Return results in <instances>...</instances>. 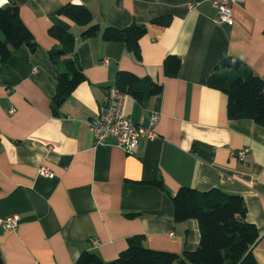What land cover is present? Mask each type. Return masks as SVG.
Wrapping results in <instances>:
<instances>
[{"label": "crops", "instance_id": "crops-1", "mask_svg": "<svg viewBox=\"0 0 264 264\" xmlns=\"http://www.w3.org/2000/svg\"><path fill=\"white\" fill-rule=\"evenodd\" d=\"M14 1L37 48L21 46L0 62V216L19 218L15 230L0 227L4 264H75L84 249L111 260L135 236L154 249L192 250L198 223L175 222L169 197L181 186L240 194L259 233L253 256L264 264V127L229 118L226 94L207 85L227 55L264 80V0L233 3L230 25L218 20L211 0ZM68 2L86 5L100 31L144 24L140 57L100 32L81 37L84 26L57 14ZM52 24L75 35L86 77L56 113L50 100L58 67L46 52L56 44ZM169 54L179 58L173 76L163 71ZM118 70L161 84L144 102L125 96L123 113L134 122L146 125L160 113L156 136L142 137L131 152L113 138L95 144L88 128ZM245 147L243 159L235 156ZM41 164L51 177L38 173Z\"/></svg>", "mask_w": 264, "mask_h": 264}, {"label": "trees", "instance_id": "trees-1", "mask_svg": "<svg viewBox=\"0 0 264 264\" xmlns=\"http://www.w3.org/2000/svg\"><path fill=\"white\" fill-rule=\"evenodd\" d=\"M57 14L84 26L81 37L90 38L100 32L105 41L121 42L136 58L140 57L139 41L146 32L144 24L133 22L120 28L106 25L100 31L90 9L73 2L63 4ZM160 18L153 19V22L164 23ZM48 34L56 41L46 51L58 67L55 91L50 100L51 110L56 113L60 104L86 77L74 51L75 35L57 24L49 26ZM21 46L34 51L37 42L20 18L17 3L8 0L0 4V62H6ZM178 67L176 55L165 57L163 71L166 75H175ZM207 85L226 94L229 118H249L264 127V80L239 58L227 55L220 59L207 76ZM114 86L140 102L161 91V84L126 70L116 72ZM153 183L161 186L159 181ZM169 197L175 222L193 218L198 223L199 240L194 249L180 254L154 249L145 245L141 236H135L111 260H104L95 251L84 249L75 264H257L252 247L259 233L246 219V207L240 194L218 188L198 190L181 186L175 193H169ZM0 264H4L1 252Z\"/></svg>", "mask_w": 264, "mask_h": 264}, {"label": "built area", "instance_id": "built-area-1", "mask_svg": "<svg viewBox=\"0 0 264 264\" xmlns=\"http://www.w3.org/2000/svg\"><path fill=\"white\" fill-rule=\"evenodd\" d=\"M240 0H211L216 8L218 20L227 24L233 23L232 4ZM107 60L105 59L104 62ZM126 94L116 86L106 88L105 99L98 106L97 114L88 120V128L95 144L103 143L108 138H113V144L125 152H131L144 137L152 139L156 136L154 127L159 120L160 113L153 111L146 125L132 121L123 113V102ZM12 112V109L10 110ZM248 148H241L234 152L235 156L243 159ZM38 173L51 177L53 173L44 164L38 167ZM19 225L16 214L0 216V227L15 230Z\"/></svg>", "mask_w": 264, "mask_h": 264}]
</instances>
